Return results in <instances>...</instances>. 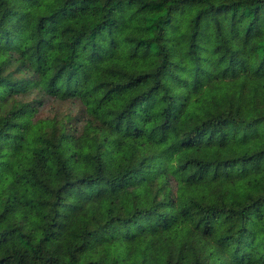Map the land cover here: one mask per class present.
I'll use <instances>...</instances> for the list:
<instances>
[{
  "label": "trees",
  "instance_id": "obj_1",
  "mask_svg": "<svg viewBox=\"0 0 264 264\" xmlns=\"http://www.w3.org/2000/svg\"><path fill=\"white\" fill-rule=\"evenodd\" d=\"M0 264H264V0H0Z\"/></svg>",
  "mask_w": 264,
  "mask_h": 264
},
{
  "label": "rangeland",
  "instance_id": "obj_2",
  "mask_svg": "<svg viewBox=\"0 0 264 264\" xmlns=\"http://www.w3.org/2000/svg\"><path fill=\"white\" fill-rule=\"evenodd\" d=\"M39 110H41V111L39 112L38 116H44V115L48 114V108L47 107H43L42 109L40 108ZM38 116L35 115V117H38Z\"/></svg>",
  "mask_w": 264,
  "mask_h": 264
}]
</instances>
